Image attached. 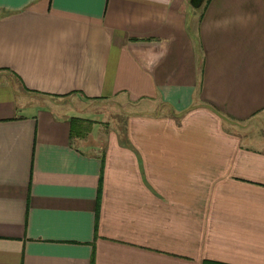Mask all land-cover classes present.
I'll list each match as a JSON object with an SVG mask.
<instances>
[{"label": "crops", "instance_id": "obj_1", "mask_svg": "<svg viewBox=\"0 0 264 264\" xmlns=\"http://www.w3.org/2000/svg\"><path fill=\"white\" fill-rule=\"evenodd\" d=\"M0 264H264V0H0Z\"/></svg>", "mask_w": 264, "mask_h": 264}, {"label": "rangeland", "instance_id": "obj_2", "mask_svg": "<svg viewBox=\"0 0 264 264\" xmlns=\"http://www.w3.org/2000/svg\"><path fill=\"white\" fill-rule=\"evenodd\" d=\"M65 101H67V100L65 99L63 102H65ZM74 102L76 104L81 103V101L78 99L74 100ZM65 106L68 107L67 105H65ZM109 106L110 107L108 109H106L107 113H106L105 117L101 114H97L94 116V118L97 120L107 121V122H102V128L105 127L104 126L105 124H108V123L111 124L115 118H117L118 116L120 117L127 110V108L124 107L125 105H121L119 107H115V105H109ZM59 110H61V109H59ZM66 110H67V108H65V111ZM76 114H78V116H87V117L89 116L88 113H86V112H80V113H76ZM91 124H92V121H91Z\"/></svg>", "mask_w": 264, "mask_h": 264}, {"label": "trees", "instance_id": "obj_3", "mask_svg": "<svg viewBox=\"0 0 264 264\" xmlns=\"http://www.w3.org/2000/svg\"><path fill=\"white\" fill-rule=\"evenodd\" d=\"M71 134L80 136V134L84 131H87L91 125V120L83 119L79 117H72L71 119Z\"/></svg>", "mask_w": 264, "mask_h": 264}, {"label": "water", "instance_id": "obj_4", "mask_svg": "<svg viewBox=\"0 0 264 264\" xmlns=\"http://www.w3.org/2000/svg\"><path fill=\"white\" fill-rule=\"evenodd\" d=\"M189 1L195 7H199L203 2V0H189Z\"/></svg>", "mask_w": 264, "mask_h": 264}]
</instances>
